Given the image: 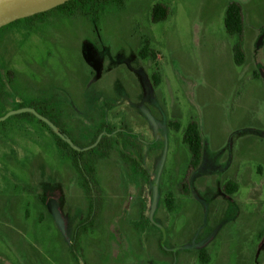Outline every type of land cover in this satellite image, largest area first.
I'll list each match as a JSON object with an SVG mask.
<instances>
[{
	"label": "rangeland",
	"instance_id": "1",
	"mask_svg": "<svg viewBox=\"0 0 264 264\" xmlns=\"http://www.w3.org/2000/svg\"><path fill=\"white\" fill-rule=\"evenodd\" d=\"M216 1L121 0L92 11L97 25L83 13L53 12L0 29L7 94L0 116V264H264V57L255 79L237 67L238 76H230L223 50L235 38L219 15L225 0ZM247 1L264 8V0ZM156 4L167 7L165 22H152ZM146 45L155 59L140 58ZM148 105L162 108L171 123L153 133L163 136L153 145L131 138L128 127L129 117L149 114ZM21 110L34 116H19ZM192 121L206 148L195 171L183 143ZM58 123L66 133L59 134ZM51 130L74 149L90 150L83 159L88 173L95 171L91 193ZM131 141L144 155L163 152L139 194L129 189L137 175L116 169L140 160ZM234 179L238 192L227 195L223 187ZM120 196L128 198L121 215ZM93 200L94 212L103 206L96 217ZM129 201L137 209L146 202L148 219L126 214Z\"/></svg>",
	"mask_w": 264,
	"mask_h": 264
},
{
	"label": "crops",
	"instance_id": "2",
	"mask_svg": "<svg viewBox=\"0 0 264 264\" xmlns=\"http://www.w3.org/2000/svg\"><path fill=\"white\" fill-rule=\"evenodd\" d=\"M231 2H237L234 0H225V2L223 3V5L221 6V10L219 11V15L225 17V12L226 9L228 7V5ZM217 3V1L215 0V4ZM241 7H242V12H243V20H244V38H243V50L245 53V63L242 66H237L235 64V60H234V53H233V46H234V42L230 41L228 42V47H226V49L223 50V53H225V60L227 61V64H231L233 66V69L231 70V72H229L230 76H238L237 73H235V69L234 68H242L247 71H250L253 73V78L255 79L256 76H259L260 73L258 74L257 69L260 66L258 62V59L262 57H264V8L262 10H259L260 5L258 6L257 3H254L253 1H247V0H238V2ZM209 6L212 8V6H215L214 3L211 1ZM220 6V5H219ZM201 9V8H200ZM202 18L206 19L207 18V11L205 13V11H203V13L201 14ZM190 56L186 55L184 57V60L186 61L187 58H189ZM191 60V59H189ZM249 62H252L251 64ZM230 66V67H232ZM228 74V75H229ZM241 77L243 76L242 74L240 75ZM145 78V77H144ZM238 80V79H237ZM145 81L147 83V85L150 86L148 80ZM151 87V86H150ZM151 90V88H150ZM152 91V90H151ZM149 108V114L145 115V114H138L137 117H129V123H128V127L130 132L132 133L130 136L131 138H138L140 137L142 140H145L147 142H152L153 144H156V141L162 140L163 136H154L153 133L155 134V132L158 130H162L163 129V125H167L168 127H170L171 123L169 121H166V112L162 111L163 109L160 107H156V106H150L148 105ZM155 120L157 122V126L153 127L152 126V121ZM154 121V122H155ZM120 132V131H119ZM164 132L166 134H170L171 131L168 130H164ZM156 135V134H155ZM134 140V139H132ZM129 145L131 146V148L134 150L135 154L137 155V157L140 158L139 161H134L132 160L131 164L129 165V163L127 165H124L125 167L123 168V166L119 169L116 168L120 173L123 171H129L130 173H134L135 175H137V177H135V181H133L131 183V185L129 186V189L134 190V193L137 192V194L140 193L139 189H142L144 187H146L147 183L153 180V177L150 174L151 168L150 166H153V163L156 162L158 163L159 161H162V154L163 152L160 150V147H157L155 149H150V151H148V153H146L144 155V151L139 147V145L135 142V141H131V143H129ZM205 150L206 148H204L203 151V158H202V162L203 160H205ZM145 157V158H144ZM153 158V159H151ZM142 161V163H141ZM145 162V165L142 166ZM152 162V163H151ZM201 162V164H202ZM142 164V165H141ZM150 164V165H149ZM132 166V168H131ZM127 167V168H126ZM260 169V168H259ZM114 172L112 174L113 178H116L117 182L116 184H114V187H122V179L121 176L117 177V175L115 174V170L111 169ZM250 171V169H245L244 172V177L246 180V173H248ZM98 172V169L96 170V173ZM239 178H243L242 174H239ZM242 181V180H241ZM232 182L235 183L237 186H239L238 179H234V180H229L227 181V183ZM111 183V181H110ZM226 183V184H227ZM244 183V182H243ZM225 184V185H226ZM224 185V187H225ZM224 187H223V191H224ZM128 189V188H127ZM238 192V191H237ZM236 192V193H237ZM119 194H122L120 192H118ZM228 195V194H227ZM234 195V194H232ZM222 196V195H221ZM135 197V196H134ZM134 197H132V200H135ZM120 198V199H119ZM119 199V214L121 215V207L123 205V203L128 199H126V197L124 196H120ZM122 200H124L122 202ZM140 200H142L140 198ZM130 202V201H129ZM103 208V206L99 205L97 207L96 212L97 211L101 214V209ZM114 208H110L111 212L113 211ZM126 214L129 213V211H135L134 216H136L139 219L142 220H147L149 217V205L146 204V202L143 201V204H140V207L137 209L136 207L132 206V201L130 202V206L126 207ZM91 212V211H90ZM95 216V215H94ZM96 217V216H95ZM120 217V216H119ZM131 226V225H130ZM124 227L128 228L129 225L125 224Z\"/></svg>",
	"mask_w": 264,
	"mask_h": 264
},
{
	"label": "trees",
	"instance_id": "3",
	"mask_svg": "<svg viewBox=\"0 0 264 264\" xmlns=\"http://www.w3.org/2000/svg\"><path fill=\"white\" fill-rule=\"evenodd\" d=\"M121 0H70L69 2L65 3L64 5H61L51 11L41 13L38 15H35L33 17L27 18V19H34L37 18L38 16L45 17L49 15L50 13L53 12H61L64 16H67L69 18L76 16L77 14H84L88 16L89 20L94 25H97L98 19L96 16L92 14L93 10H98L104 5H107L109 3H114V2H120ZM169 16V11L166 6L162 4H156L152 8L151 12V20L153 23L158 24L161 22H165L168 19ZM17 22V21H16ZM244 20H243V12H242V7L239 3L237 2H231L225 12V17H224V27L226 30V33L230 36L235 38V43L233 46V53H234V60L235 64L237 66H242L245 63V53L243 50V38H244ZM140 58L148 59V58H156V55L153 51H150V48L148 45H146L139 54ZM6 82L4 79V76L2 75L0 71V116L3 114L2 110L4 107V104L6 102ZM36 103V102H35ZM34 106V103L32 104ZM20 109H24L23 105H19ZM19 116H34L32 113L25 111L20 113ZM44 118V117H43ZM44 126H47L46 123L43 120H39ZM59 124V125H58ZM55 127L59 130V134L66 133V131L63 128V125L58 123ZM52 133L54 132L51 130ZM54 134V133H53ZM55 135L57 144L60 148L67 150L70 152L68 154L69 157L72 159V166L76 170L79 179L82 183L83 188L88 192L91 193L94 188V184L92 182V176L95 175V171L92 169L90 170L91 175L88 173L84 167V155L90 151L89 149H80L78 147L77 150L74 149V145L72 146L69 145L62 139L60 136ZM183 143L187 146L191 159L189 163V168L191 171L197 170L202 162L203 158V150H204V139L203 136L200 132L199 125L192 121L189 123L187 126L184 136H183ZM72 152V153H71ZM238 191V186L235 183L229 182L225 185L224 187V192L228 195L235 194ZM173 199L168 198L166 200V204L168 208L171 210L173 206ZM96 206V201L93 200L91 203V212H94V209ZM97 209V208H96ZM95 209V210H96ZM205 251L202 250L200 253V258L203 263H208L209 259L204 257Z\"/></svg>",
	"mask_w": 264,
	"mask_h": 264
},
{
	"label": "water",
	"instance_id": "4",
	"mask_svg": "<svg viewBox=\"0 0 264 264\" xmlns=\"http://www.w3.org/2000/svg\"><path fill=\"white\" fill-rule=\"evenodd\" d=\"M70 0H0V29L21 19L51 11ZM21 110L19 112H23ZM9 116V115H8ZM7 117L1 119L6 120ZM44 120L43 118H40Z\"/></svg>",
	"mask_w": 264,
	"mask_h": 264
},
{
	"label": "flooded vegetation",
	"instance_id": "5",
	"mask_svg": "<svg viewBox=\"0 0 264 264\" xmlns=\"http://www.w3.org/2000/svg\"><path fill=\"white\" fill-rule=\"evenodd\" d=\"M59 214V213H58Z\"/></svg>",
	"mask_w": 264,
	"mask_h": 264
}]
</instances>
